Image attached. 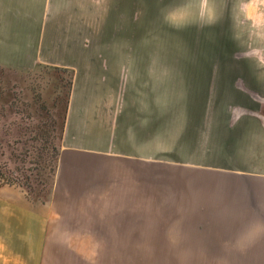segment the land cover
Here are the masks:
<instances>
[{"label":"crops","instance_id":"1","mask_svg":"<svg viewBox=\"0 0 264 264\" xmlns=\"http://www.w3.org/2000/svg\"><path fill=\"white\" fill-rule=\"evenodd\" d=\"M108 16L107 0H0V68L72 72L54 195L64 206H92L95 218L108 215L100 221L125 230L114 237L130 238L133 223L149 221L150 174H192L194 186L174 191L188 210L178 221L202 224L193 228L197 239L243 235L254 240V253L264 255V76L222 71L173 77L181 97L166 132L164 103L149 94L164 88V74L152 84L150 71L158 74L149 70L148 57L102 53ZM157 198L168 206L165 193ZM15 206L6 210L0 203V238H48L46 209L28 207L22 214ZM99 230L87 237L99 238Z\"/></svg>","mask_w":264,"mask_h":264},{"label":"rangeland","instance_id":"2","mask_svg":"<svg viewBox=\"0 0 264 264\" xmlns=\"http://www.w3.org/2000/svg\"><path fill=\"white\" fill-rule=\"evenodd\" d=\"M107 2L109 26H103L101 51L148 57L149 70L158 74L150 71L152 84L164 74V88L149 94L164 103L166 132H171L173 104L181 97L173 77L222 71L264 76V0ZM72 82L67 69L40 65L20 73L0 68L1 208L21 205L22 214L28 207L46 209L50 220L48 238L20 232L9 234L26 237L0 238V264H264V255L254 253V240L238 245V239H197L193 228L202 224L178 221L180 214L187 218L188 210L177 198L181 192L174 191L194 186L192 174H150L149 221L133 223L126 233L130 238L114 237L125 230L116 232L119 223L100 221L108 215L93 217L92 206L62 205L54 191ZM161 193L169 197L168 206L160 205ZM55 209L62 213L54 214ZM96 230L99 238L87 237Z\"/></svg>","mask_w":264,"mask_h":264},{"label":"clouds","instance_id":"3","mask_svg":"<svg viewBox=\"0 0 264 264\" xmlns=\"http://www.w3.org/2000/svg\"><path fill=\"white\" fill-rule=\"evenodd\" d=\"M243 239V235H241V237L240 238H238V240H237V244L239 245L240 244V241Z\"/></svg>","mask_w":264,"mask_h":264},{"label":"trees","instance_id":"4","mask_svg":"<svg viewBox=\"0 0 264 264\" xmlns=\"http://www.w3.org/2000/svg\"><path fill=\"white\" fill-rule=\"evenodd\" d=\"M3 184V182H2V180H0V185H2Z\"/></svg>","mask_w":264,"mask_h":264}]
</instances>
